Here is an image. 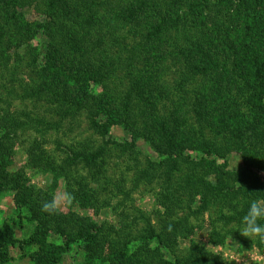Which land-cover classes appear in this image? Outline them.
I'll use <instances>...</instances> for the list:
<instances>
[{"label":"trees","instance_id":"16d2710c","mask_svg":"<svg viewBox=\"0 0 264 264\" xmlns=\"http://www.w3.org/2000/svg\"><path fill=\"white\" fill-rule=\"evenodd\" d=\"M23 47L29 55L19 54ZM0 66L25 68L28 81L10 93L44 101L57 122L83 116L110 144L120 125L122 153L144 140L156 159L135 168V184L163 188V212L121 207L117 225L43 212L51 189H36L8 165L18 131L56 122L0 106V191H13L15 208L35 223L20 241L11 224L0 228V264L24 247H36L31 264H62L73 247L84 253L81 264H227L194 241L177 255L176 240L193 234L190 217L208 213L209 241L223 244L220 229L237 233L249 202L264 200V0H0ZM89 144L61 165L36 143L28 165L67 177L70 166H98L107 154ZM233 154L240 168L229 167ZM96 194L86 179L74 190L84 208Z\"/></svg>","mask_w":264,"mask_h":264},{"label":"rangeland","instance_id":"374dc122","mask_svg":"<svg viewBox=\"0 0 264 264\" xmlns=\"http://www.w3.org/2000/svg\"><path fill=\"white\" fill-rule=\"evenodd\" d=\"M26 18L32 20L35 16L32 11H28ZM35 46L36 42H33L30 48L33 53H35ZM30 50L23 47L19 50V54L24 55L26 53L29 55ZM11 61L16 65L17 57L11 55ZM22 65H25V61L22 62ZM12 68L11 66L7 68L0 66L1 108L6 107L15 115L20 114L23 119L22 112H29L34 116H45L52 122H56V125L54 127H46L45 130L35 126V128L18 131V136L13 138L15 146L8 165L10 171L22 168L33 187L41 190L51 189L52 194L65 187L74 193V190L78 191L79 181L82 180L83 182L86 179L90 182L94 193L96 194L97 192L98 200L95 205L84 208L76 201L74 206L61 209L59 213L74 211L79 215L90 217L94 222H107L117 225V215L122 211V208H131L133 211L137 208L147 214H154L156 211L163 212V208L157 203L163 188L158 186V184L145 186L144 182L136 185L134 181L135 168L139 165H144L146 158L156 159L155 152L144 140H137L134 151L129 152L127 150L122 153L119 149V143L125 141L128 137L120 125L112 128V138L117 142L110 144L106 142L107 137L97 135V133L88 128L83 116H77L75 119L67 118L57 122V117L50 113L49 106L44 101L34 104L30 100L22 101L18 99L15 96V92L13 94L10 93L12 87L19 88L21 79L28 81L25 68L20 72L17 70L18 73L16 74H14ZM15 78L16 80L13 81ZM166 79H169L168 83L170 85L173 83L171 77H166ZM174 85L176 84L173 83ZM90 141L94 142L97 147L105 146L107 150V154L103 157L105 162L103 158L99 159L97 161L98 166L94 164V167L92 165L86 167L81 162L70 166L67 177L57 179L51 171H43L28 165V154L26 151L30 146H35L36 143L40 144L42 149L52 157L56 164L62 165L64 164L62 161L66 159L65 157L70 154V151L91 150L88 148ZM241 165L239 156L233 154L229 160V167L240 168ZM122 190L129 192L126 202L123 200L124 193ZM121 203H125L124 206H121ZM189 221L193 228V234L189 238L180 237L176 240L177 255L185 251L190 246V243L194 241L207 252L218 255L227 264H264V241L257 238L250 240L242 236L239 231L233 233V226L229 225L225 230L218 228L221 234L224 235V240L223 244L214 245L209 241L211 226L208 213L200 215L198 219L190 217ZM153 222L157 224L154 216ZM5 223L11 224L14 229V237L19 241L27 238L33 232L35 226V223L28 220L24 210L18 211L15 208L13 191L10 190L0 191V228ZM49 240L61 243V239L54 234L49 237ZM35 250L36 247H24L22 250L10 248L9 256L11 258L3 264H31L29 255ZM83 260V251L78 247H73L65 255L62 264H81Z\"/></svg>","mask_w":264,"mask_h":264},{"label":"clouds","instance_id":"9594fccd","mask_svg":"<svg viewBox=\"0 0 264 264\" xmlns=\"http://www.w3.org/2000/svg\"><path fill=\"white\" fill-rule=\"evenodd\" d=\"M76 202V196L66 187L55 192L51 198L44 200L41 210L49 215L58 214L61 209L71 208ZM264 200H252L249 202L246 213L241 218L239 233L245 238H258L264 241Z\"/></svg>","mask_w":264,"mask_h":264}]
</instances>
